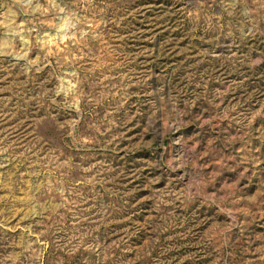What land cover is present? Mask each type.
Instances as JSON below:
<instances>
[{
	"label": "rangeland",
	"instance_id": "rangeland-1",
	"mask_svg": "<svg viewBox=\"0 0 264 264\" xmlns=\"http://www.w3.org/2000/svg\"><path fill=\"white\" fill-rule=\"evenodd\" d=\"M0 264H264V0H0Z\"/></svg>",
	"mask_w": 264,
	"mask_h": 264
}]
</instances>
